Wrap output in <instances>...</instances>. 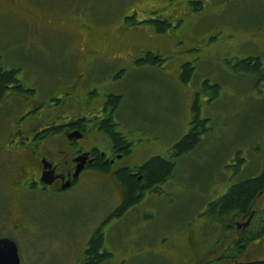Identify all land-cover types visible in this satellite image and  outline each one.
<instances>
[{
	"label": "flooded vegetation",
	"instance_id": "af4514ba",
	"mask_svg": "<svg viewBox=\"0 0 264 264\" xmlns=\"http://www.w3.org/2000/svg\"><path fill=\"white\" fill-rule=\"evenodd\" d=\"M0 1L30 14L33 37L41 34L70 40L72 54L58 73L65 78L54 82V78L49 80L40 74L34 64L9 66L0 53V83L7 80L3 87L0 84V191L5 202V210L0 215V239L10 238L15 243L30 240L36 233L35 226H39L34 207L67 200L71 191L95 179L108 185V190L116 195V202L109 212L96 215L92 224L82 226L68 240L66 250L69 246L71 259L67 264H124L128 251L118 253L113 244L123 243L124 233L117 227L113 231L114 225L128 213L137 216L134 225L139 231L144 215L150 211L154 215L163 202L166 179L149 180L150 174L144 169L146 162L159 156L168 162L181 163L176 156L184 151L177 148L178 140L169 157L158 154L138 160L134 147L139 138L135 133L140 134L130 128H119L123 101L115 103V95L122 94L107 91L102 84L106 80L124 79L141 64L162 66L166 60L163 52L173 51V46H177L180 21L174 14L160 13L161 8L157 6L143 14L133 6L120 16L112 14L107 21L102 20L112 27L108 42L103 44L96 32L100 27L98 16L78 5L72 6L74 12L68 18L40 15L32 4L31 7L21 0ZM23 18L24 15L20 17ZM143 37L144 42H140ZM33 42H20L18 46H40ZM162 46L166 49L162 50ZM36 49L46 54L43 48ZM239 59L244 75L264 95V50L245 49ZM182 60L176 62L179 75L191 80L195 66L192 61ZM186 63H190L191 72L184 75ZM49 82L56 90L49 88ZM206 82L203 80L198 93L213 86ZM198 98L195 97L193 107H199ZM193 121L189 131L196 126ZM259 147L257 144V151ZM239 158L242 160L240 155ZM263 174L264 154L254 174L239 176L231 185ZM135 180L139 182L136 188L133 187ZM231 185L220 195L200 198L199 203L204 204L195 216L205 214L206 218L184 224L182 220L174 234L150 239L158 242L159 252L169 264H264V187L245 207L221 211L219 204ZM132 189L137 194L131 195ZM10 213L13 218L8 223ZM140 237L141 234H135L131 239L139 242ZM133 253L139 254V251Z\"/></svg>",
	"mask_w": 264,
	"mask_h": 264
},
{
	"label": "rangeland",
	"instance_id": "374dc122",
	"mask_svg": "<svg viewBox=\"0 0 264 264\" xmlns=\"http://www.w3.org/2000/svg\"><path fill=\"white\" fill-rule=\"evenodd\" d=\"M21 1L32 4L40 15L68 18L74 12L72 6L78 5L98 16L100 27L96 32L103 44L108 42L112 27L102 20L107 21L112 14L120 16L133 6L142 14L157 6L161 8L160 13L174 14L180 21L177 46H173V51L163 52L166 60L162 66L141 64L124 79L106 80L102 84L107 91L123 95L119 128H130L140 134L135 133L139 139L134 147L140 161L153 155L169 157L173 154L174 143L190 129L196 113L195 97H199L200 117L209 118L204 123L208 130L200 143L176 156L181 163L177 162L174 175L164 182V203L161 202L156 213L153 215L150 211L144 215L139 231L134 225L137 216L128 213L113 227V231L117 227L124 233L123 243H113L118 253L128 251L124 264H169L160 254L158 242L150 239L174 234L182 220L184 224L188 220L206 218L205 214L195 216L204 204L199 203L200 198L220 195L239 176L254 174L264 154V95L239 67V58L245 49L264 50V0H201L200 9L196 8L199 4L196 0ZM31 21L30 14L0 1V53L5 63L9 66L34 64L49 80L64 79V74L58 76V73L65 59L72 58L70 40L41 34L33 37ZM33 40L46 54L35 46H18L20 42L32 44ZM144 40L143 37L140 42ZM180 60L193 62L195 73L191 80L185 81L179 75L176 62ZM203 80L213 86L198 93ZM49 84L50 89L56 90L51 82ZM239 155L241 162L235 159ZM240 171L246 173L241 175ZM3 199L0 191V215L5 210ZM115 202L116 195L108 190L107 184L91 179L71 191L67 200L34 207L39 224L35 226L36 233L30 240H16L21 264H67L68 240L77 235L82 226L89 225L96 215L109 212ZM12 218L10 213L8 223ZM135 234H141L139 242L131 239Z\"/></svg>",
	"mask_w": 264,
	"mask_h": 264
},
{
	"label": "trees",
	"instance_id": "16d2710c",
	"mask_svg": "<svg viewBox=\"0 0 264 264\" xmlns=\"http://www.w3.org/2000/svg\"><path fill=\"white\" fill-rule=\"evenodd\" d=\"M196 2L199 3L196 8L200 9L202 7L201 0H196ZM189 64L190 63H186L183 68L184 75H187L189 72H191ZM6 75H9V73L7 72ZM185 81H187V79H185ZM5 83H7V80H5L3 83H0L1 87H3V84ZM206 84L210 86L208 82H206ZM115 97V103L118 104L122 100V95H115ZM194 107L196 108V112H198V107L196 105ZM196 115L194 117L198 119H194V124L196 125L195 128L189 131V133L185 134L183 138L179 140V143L176 144V146H178L177 148L181 149L184 152L187 151V149L189 150V148L191 147L197 146L202 140V134L207 131V127L204 126L207 118L201 119L199 118L198 114ZM198 123H201V125L198 126ZM235 159H238V161L240 160L239 156H236ZM176 165L177 162H168V160L166 161L158 156L146 162L144 169L150 174L148 176L149 180H168L174 175ZM138 185L139 182L135 180V182H133V187L136 188L138 187ZM130 187L132 186L130 185ZM262 187H264V174L260 178H243L238 183H234L231 185L228 194L225 196V198L222 199L218 209H221V211L229 212L236 207H245ZM135 194H137L136 190L132 189L131 195ZM136 199L137 198H135V200Z\"/></svg>",
	"mask_w": 264,
	"mask_h": 264
},
{
	"label": "water",
	"instance_id": "95a60500",
	"mask_svg": "<svg viewBox=\"0 0 264 264\" xmlns=\"http://www.w3.org/2000/svg\"><path fill=\"white\" fill-rule=\"evenodd\" d=\"M0 264H20L18 246L10 238L0 239Z\"/></svg>",
	"mask_w": 264,
	"mask_h": 264
}]
</instances>
